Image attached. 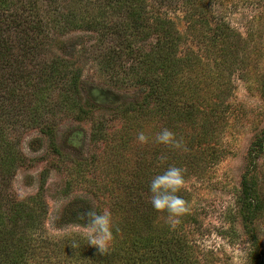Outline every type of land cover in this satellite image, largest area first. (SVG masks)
Returning a JSON list of instances; mask_svg holds the SVG:
<instances>
[{
	"label": "rangeland",
	"instance_id": "1",
	"mask_svg": "<svg viewBox=\"0 0 264 264\" xmlns=\"http://www.w3.org/2000/svg\"><path fill=\"white\" fill-rule=\"evenodd\" d=\"M62 1V7L69 5L70 0ZM185 1L150 0L182 37L176 71L179 78L189 79L188 88L197 99L193 106L199 109L192 121L175 123L135 113L123 118L126 109L141 103L145 91L130 78L123 82L122 73L111 77L115 72L103 64L111 52L108 41L100 43L98 34L77 27L52 29L49 41L26 64L39 70L67 62L79 76L77 102L84 114L58 106L60 89L51 92L45 110L35 108L33 88L0 103L7 111L13 108L0 125L7 140L5 150L0 148L3 208L11 202L38 208L45 213L47 235L86 238L84 225L66 218V213L107 210L114 228L120 212L110 178L119 176L121 185L151 203L153 178L176 166L184 169L185 185L177 195L188 202L189 213L173 228L167 214L156 211L157 230L185 235L198 247V255L212 254L215 264H250V241L242 232L237 197L250 143L264 128V0ZM47 3L42 2L41 15L53 17ZM217 25L231 37L224 44L222 39L212 41ZM154 40L139 46L147 52ZM123 65L128 68L130 62ZM40 112L41 127L32 125L29 114L36 113V118ZM45 126L51 134L40 131ZM165 128L183 141L186 151L154 142ZM141 132L152 142L141 144ZM257 165V175H264V153ZM127 204L124 198L121 205ZM260 231L264 264V219Z\"/></svg>",
	"mask_w": 264,
	"mask_h": 264
},
{
	"label": "trees",
	"instance_id": "2",
	"mask_svg": "<svg viewBox=\"0 0 264 264\" xmlns=\"http://www.w3.org/2000/svg\"><path fill=\"white\" fill-rule=\"evenodd\" d=\"M44 1L48 2L53 17L41 15ZM62 3V0H0V103L13 95H27V90L33 88L38 104L35 108L45 110L46 101L52 100L51 92L60 89L55 99L58 106L84 114L77 102L81 95L79 76L67 62L59 60L48 67L42 65L39 70L30 69L26 64L49 41L52 29L77 27L98 34L100 43L108 41L111 45L103 64L115 72L112 78H119L122 73L123 82L130 78L145 91L141 103L132 110L126 109L123 118L135 113L175 123L183 118L189 123L192 121L199 109L193 106L197 99L188 88L189 79L179 78L176 71L175 56L182 37L170 18L155 11L154 3L150 0H70L65 7ZM218 27L215 26L219 32L212 41L219 43L217 40L222 39L224 44L231 37ZM153 38L151 48L143 51L139 44ZM123 62H130L129 67L125 68ZM9 111L0 104V125ZM29 115L32 125L41 124V112L36 118V113ZM49 129L45 126L40 131L49 135ZM5 142L0 126V148ZM262 153L264 128L250 143L237 197L242 232L250 241V264H262L259 233L264 219V175L256 173ZM110 181L118 198L115 203L120 215L118 225L113 228L112 246L106 254L101 255L97 248L88 245L85 237L70 239L69 235L56 239L47 235L43 229L45 213L11 202L6 208L0 205V264H204L203 260L215 264L212 254L203 257L198 251V255V247L187 241L185 235H176L167 229L159 232L152 204L134 194L132 187L121 185L119 176L111 177ZM124 198L129 204L121 205ZM89 211L92 210L83 208L80 213L73 209L65 217L85 225ZM74 241L78 244L76 248L71 246Z\"/></svg>",
	"mask_w": 264,
	"mask_h": 264
},
{
	"label": "clouds",
	"instance_id": "3",
	"mask_svg": "<svg viewBox=\"0 0 264 264\" xmlns=\"http://www.w3.org/2000/svg\"><path fill=\"white\" fill-rule=\"evenodd\" d=\"M141 144H147L149 137L143 132L137 136ZM154 142L164 145L173 150H184L186 147L181 139L169 129H162L155 137ZM185 185L184 169L176 166H169L166 171L153 178L149 190L151 193V204L155 211L167 214V222L175 228L181 218L189 213L186 201L177 193ZM87 223L84 225L88 245L99 250L101 255L106 254L113 242V224L111 213L107 210L102 213L94 211L87 212ZM73 248L78 247L77 242L71 243Z\"/></svg>",
	"mask_w": 264,
	"mask_h": 264
}]
</instances>
